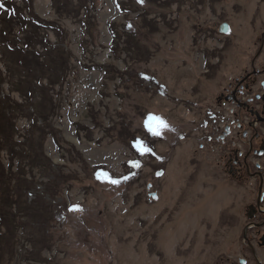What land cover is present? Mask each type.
Returning a JSON list of instances; mask_svg holds the SVG:
<instances>
[{
    "label": "rangeland",
    "instance_id": "rangeland-1",
    "mask_svg": "<svg viewBox=\"0 0 264 264\" xmlns=\"http://www.w3.org/2000/svg\"><path fill=\"white\" fill-rule=\"evenodd\" d=\"M258 3L31 0L33 13L62 32L41 29L30 47L29 31L40 30L29 27L32 15L13 16L7 33L0 7V34L9 37L0 41V172L14 176L0 181V202L5 196L19 222L9 231L1 218L7 206H0V264L221 260L232 243L225 241L232 233L222 213L226 195L202 174L206 167L192 171L189 148L200 105L248 45ZM223 22L230 33L220 32ZM56 47L69 60L41 80L32 52ZM150 115L167 122L159 136L145 127ZM137 140L152 152L141 154Z\"/></svg>",
    "mask_w": 264,
    "mask_h": 264
},
{
    "label": "flooded vegetation",
    "instance_id": "flooded-vegetation-1",
    "mask_svg": "<svg viewBox=\"0 0 264 264\" xmlns=\"http://www.w3.org/2000/svg\"><path fill=\"white\" fill-rule=\"evenodd\" d=\"M249 25L237 65L200 105L203 117L189 148L192 171L206 167L202 174L221 184L227 199L222 213L232 233L225 241L232 243L214 264H264V0Z\"/></svg>",
    "mask_w": 264,
    "mask_h": 264
},
{
    "label": "trees",
    "instance_id": "trees-1",
    "mask_svg": "<svg viewBox=\"0 0 264 264\" xmlns=\"http://www.w3.org/2000/svg\"><path fill=\"white\" fill-rule=\"evenodd\" d=\"M30 3H29V6L27 7L26 5L23 6V7H19L17 6V4H10V3H6L1 1L0 0V3L3 4V6L5 7L7 13H8V16H9V19H4L3 22L6 23L8 26H6L5 30L4 31H7L8 32H11L12 30L10 29L11 26H13V20H16L15 17L13 16H25L24 14L27 13L29 16L32 15V21L34 22V24H32V21H27L28 22V25L29 27L30 26H36V28H40V30H37V31H29V36L27 37V42H26V46L27 47H30V46H33V43L31 42L33 40V36H31L33 33H38L42 30H45L48 28V26H52L53 28L51 30L55 31L56 33H58V35H60V33L62 32V28L60 27V25H56V23H52V22H49L47 20H43L41 19L38 15L34 14L33 13V7L31 5V0H29ZM86 6V5H84ZM24 9H28V10H24ZM26 17V16H25ZM12 18V19H11ZM26 20L24 19H19L18 21V24L22 25L23 22H25ZM22 27H24L22 25ZM28 28V27H27ZM110 30H111V33L113 35V38H116L117 37V34H116V30H115V27L114 25H111L110 26ZM9 37L5 36V35H1L0 34V41L2 43H4L6 45V42L8 40ZM44 41V40H42ZM10 48L12 50H16L15 47H13L12 45H10ZM23 51L26 52V50L24 48H22ZM32 55L33 58H34V63H37V64H40V67H42L44 69L45 72H41V74L43 75V77H41L43 80L45 77L48 78V75L46 73H50L51 71L53 72H57L58 69L60 67L63 68V66L66 64V62H68L69 59L66 58V51L64 48L62 47H56V48H52V50H47L46 53H40V54H37L35 51L32 52ZM43 55H46L47 57H50L49 59H46L45 60H40V58L43 56ZM35 59H36V62H35ZM48 61H52L54 62L53 64L49 65H45ZM55 76L52 77V79L54 78ZM42 88H44L43 90V95L46 96L47 94V90H48V87H43L41 86ZM48 97V96H47ZM2 145V143L0 144ZM19 152V151H18ZM13 174L12 176H6V177H2V174L0 172V181H1V184H3V182H6V183H9L10 184V181L13 182ZM19 179V177L17 178ZM19 183H17L18 185ZM4 185V184H3ZM4 195V194H3ZM7 199L6 197L4 196V198L1 200L0 202V206H3V205H6L7 206V209L6 211L3 213L1 212V218H2V224H4L7 228H9V231H10V228H12V231L15 230V228L17 227V217H16V214H12L11 211H7L8 209H10V205L7 203ZM9 212L11 214V217H7V215H5V213ZM19 223V222H18ZM3 227V226H2ZM0 227V229L2 228Z\"/></svg>",
    "mask_w": 264,
    "mask_h": 264
},
{
    "label": "snow or ice",
    "instance_id": "snow-or-ice-1",
    "mask_svg": "<svg viewBox=\"0 0 264 264\" xmlns=\"http://www.w3.org/2000/svg\"><path fill=\"white\" fill-rule=\"evenodd\" d=\"M142 2V0H141ZM0 7H3V4L0 3ZM145 127L147 129V131L152 134L153 136H159L162 134V129L167 128V122L164 121L162 118L160 117H156L153 115H150L148 117V119L145 121ZM135 146L137 147V149L141 152V154H145V153H151L152 149L150 147H147L145 145V142L142 140H137L135 142ZM134 166L139 167V162L134 161L133 162ZM105 177H107V174H103ZM112 183H119L118 180L112 179L111 180ZM73 211L79 210L78 206H74Z\"/></svg>",
    "mask_w": 264,
    "mask_h": 264
},
{
    "label": "water",
    "instance_id": "water-1",
    "mask_svg": "<svg viewBox=\"0 0 264 264\" xmlns=\"http://www.w3.org/2000/svg\"><path fill=\"white\" fill-rule=\"evenodd\" d=\"M228 29H229L228 24L224 23V24H222V25L220 26V29H219V30H220V32H222V33H227V32H228ZM162 173H163V171L158 172V173H157V176H160Z\"/></svg>",
    "mask_w": 264,
    "mask_h": 264
},
{
    "label": "bare ground",
    "instance_id": "bare-ground-1",
    "mask_svg": "<svg viewBox=\"0 0 264 264\" xmlns=\"http://www.w3.org/2000/svg\"><path fill=\"white\" fill-rule=\"evenodd\" d=\"M174 194V193H173ZM129 204V203H128ZM162 204V203H161ZM149 214V213H148ZM162 219V218H161ZM181 226V225H180ZM167 234V233H166ZM178 234V233H177ZM183 234V233H182ZM199 237V236H198ZM158 238V237H157ZM200 241V240H199Z\"/></svg>",
    "mask_w": 264,
    "mask_h": 264
}]
</instances>
